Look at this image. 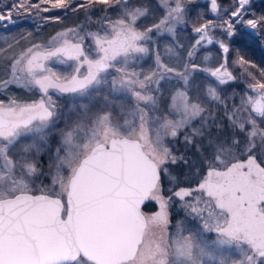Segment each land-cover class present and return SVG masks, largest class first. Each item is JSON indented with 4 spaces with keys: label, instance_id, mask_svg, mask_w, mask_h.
I'll return each instance as SVG.
<instances>
[{
    "label": "snow or ice",
    "instance_id": "6c2138e0",
    "mask_svg": "<svg viewBox=\"0 0 264 264\" xmlns=\"http://www.w3.org/2000/svg\"><path fill=\"white\" fill-rule=\"evenodd\" d=\"M65 8L82 15L75 27L10 57L0 49V90L38 94L0 99V264H264V234L249 227L264 222V68L245 55L264 46V11L252 0H13L0 22L42 25ZM165 34L161 49L153 37ZM213 49L214 64L197 63ZM144 56L153 65L137 71Z\"/></svg>",
    "mask_w": 264,
    "mask_h": 264
},
{
    "label": "trees",
    "instance_id": "16d2710c",
    "mask_svg": "<svg viewBox=\"0 0 264 264\" xmlns=\"http://www.w3.org/2000/svg\"><path fill=\"white\" fill-rule=\"evenodd\" d=\"M4 3H11L13 0H1ZM76 0H73V3H75ZM229 0H225V4H227ZM198 3L201 6V9H203V6L205 4H208L209 2L207 0L204 1H198ZM252 6L253 9L257 12L264 11V0H252ZM45 15L49 16H59V21H51L45 24H39L33 17H29L27 15H21L20 17H29L30 19H22L19 18L16 23L8 25V26H1L0 25V49H3L4 51H7L8 53L13 49V47L18 48L16 45H21L24 42L30 41L32 39H35L36 42L41 41L40 43H43L50 38L54 36V33L58 31L59 29H67L69 27H75L76 24L80 21H82L83 17L80 13L73 12L69 8L65 9H55L51 13H47ZM32 19V20H31ZM183 26V31L186 36L183 35V40L186 42V44L189 42V38L193 35L190 31L191 25H181ZM33 33L32 37H28L27 33ZM183 34V33H182ZM5 36V37H4ZM21 36L26 37V39H21ZM19 40L20 43L16 44V41ZM9 44L12 45V49L9 50ZM15 48V49H16ZM2 55V53H0ZM245 55L247 56V59L250 60L252 63L257 65V69L264 68V46H253L250 50H245ZM3 70V61L0 60V72ZM243 87L242 80H239L233 84V87L227 88V89H236L237 91L241 90ZM148 208L147 206L144 208Z\"/></svg>",
    "mask_w": 264,
    "mask_h": 264
},
{
    "label": "rangeland",
    "instance_id": "374dc122",
    "mask_svg": "<svg viewBox=\"0 0 264 264\" xmlns=\"http://www.w3.org/2000/svg\"><path fill=\"white\" fill-rule=\"evenodd\" d=\"M198 1H204V0H198ZM207 1L210 2V0H207ZM12 2L13 1H11V3H4L3 1L0 0V9H4L7 5L12 4ZM20 16L21 15H15L14 14L12 16V20L10 22L9 21L0 22V25L1 26H8V25L14 24V23H16V21L19 18H22V19H25V20L26 19H30L27 16H25V17H20ZM33 21H36V20H33ZM69 28H71V27H69ZM65 30L66 29H64V30L63 29H59L58 31H56L54 33V36H56V34L58 32L65 31ZM183 31H185V29L183 30V26H181V25L178 26V28H177V37L182 42H184L186 44V42L183 40V35L186 36ZM153 39L159 43L161 49H163L164 46L169 43V38H168V36L166 34L165 35H157V36L153 37ZM50 40H51V38L49 40H47V41H50ZM39 42H41V41H39ZM16 46L18 48L13 47V49L8 53L9 57L12 56L15 53H18L22 47H27V46H30V45L27 42H24L23 44L16 45ZM206 47L210 48V46H206ZM208 54L209 53L207 51H201L200 55L197 57V63L201 64L202 66L214 64L215 60H216L215 50L214 49L212 50L210 59L205 60L204 57L206 55H208ZM152 65H153V58L151 56H144V57H141L137 61L135 67H136L137 71H140L141 69L147 71ZM53 67L57 71H61V72H64V73H67L68 71H70V68H69L68 64L54 63ZM197 76H198V80H197L198 83L204 82V77L206 76V74L197 73ZM208 79H211V78H208ZM242 82H243V80H242ZM243 84H244V82H243ZM166 87H171V84L167 85ZM243 91H244V87H242V89L240 91L239 90L237 91L236 89H232V90L230 89L229 90V89L226 88V92H227V94L229 96H232L233 93L240 94ZM5 95L19 97L21 100H29L34 95L38 96V94H36V93H34L32 91H29L27 89L20 88V87H13L7 93H5L3 90H0V99H3L5 97ZM166 187H167V185H166ZM249 194H251V193H249ZM157 208H158V206L154 202H150V203H148V208L143 209V210L145 211L146 214H151L152 212L157 210ZM171 212H172V216L174 217V220L182 219L183 216L185 215V213H184V211H183V209H182V207H181V205L179 203L174 204V206L171 209ZM249 227L253 231V233H255V234H264V222H262V221L254 220L251 217H249ZM158 236H159V230L158 229H154L153 230V234H152V238L155 239V238H158ZM230 254L234 255L235 252L234 251H233V253H230L228 251L224 252L225 256H229Z\"/></svg>",
    "mask_w": 264,
    "mask_h": 264
},
{
    "label": "water",
    "instance_id": "95a60500",
    "mask_svg": "<svg viewBox=\"0 0 264 264\" xmlns=\"http://www.w3.org/2000/svg\"><path fill=\"white\" fill-rule=\"evenodd\" d=\"M127 165H132L134 162L133 161H126L125 162Z\"/></svg>",
    "mask_w": 264,
    "mask_h": 264
}]
</instances>
